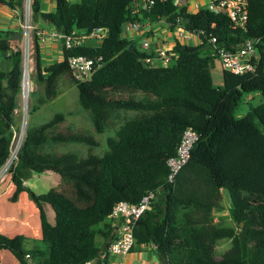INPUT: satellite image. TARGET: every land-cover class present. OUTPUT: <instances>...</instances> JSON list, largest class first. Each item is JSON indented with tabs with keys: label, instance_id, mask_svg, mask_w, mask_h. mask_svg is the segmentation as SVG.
<instances>
[{
	"label": "trees",
	"instance_id": "16d2710c",
	"mask_svg": "<svg viewBox=\"0 0 264 264\" xmlns=\"http://www.w3.org/2000/svg\"><path fill=\"white\" fill-rule=\"evenodd\" d=\"M0 2L14 6L20 0ZM39 3L33 0L32 17L37 13L58 32L74 30L84 37L77 45L63 46L59 60L44 66L36 62L28 113L55 97L57 82L64 79L88 110L94 134L105 131L120 110L134 114L105 136L100 154L83 156L40 150L46 142L97 145L90 132L53 129L63 120L62 112L26 125L9 172V198L15 200L22 190L28 193L44 247L25 250L21 235L0 234V249L9 250L17 264H35L36 258L43 264H106L107 252L100 254L115 236L107 218L112 205L136 202L146 190L161 186L132 226L131 248L151 243L159 264H264V0H248L244 29L233 27L223 12L206 7L189 11L173 0H155L139 12H131V0H54L50 11H41ZM176 17L184 29L203 33L195 44L182 43L173 34L169 64L153 57L144 61L151 52L123 34V23L133 18H162L172 28ZM96 29L98 35H89ZM211 36L214 43L207 41ZM249 37L255 39L259 56L255 70L233 73L221 68V83L214 84L210 69L217 59L212 46L235 49ZM6 51L7 67L0 70V165L8 155L21 71L19 49L12 50L0 38V52ZM77 53L99 57L83 80L74 79L67 66V56ZM253 92L260 95L258 103L235 116L243 95ZM185 127L194 129L197 138L174 180L163 183L165 160ZM45 170L58 175L54 186L35 192L23 184L31 172ZM224 198L233 225L213 220V212L224 208ZM45 204L52 209V221ZM221 237H229L231 246L214 258L215 241Z\"/></svg>",
	"mask_w": 264,
	"mask_h": 264
},
{
	"label": "built area",
	"instance_id": "2783aa9c",
	"mask_svg": "<svg viewBox=\"0 0 264 264\" xmlns=\"http://www.w3.org/2000/svg\"><path fill=\"white\" fill-rule=\"evenodd\" d=\"M155 0H131V12H139L141 10H148ZM162 1V0H161ZM180 4H185L189 11H196L199 7H206L210 11L223 12L231 21L233 27L244 29L247 19V2L248 0H173ZM32 2L33 0H20L19 3V26L22 33V45L20 51V78L18 86V107L16 109L18 117V125H12V133L8 146V155L0 165V180L14 167L17 161V152L27 125V116L30 103V92L32 90V39L35 35L41 36V30L35 26L32 21ZM159 20H163L162 18ZM150 20L144 18L138 20L133 18L125 21L122 25L123 32L126 30H139L149 31ZM169 26V25H168ZM176 37L182 40L189 37H199L202 30H186L181 26V18L176 17L175 22L170 28ZM101 32V31H100ZM62 41V46L71 47L81 43L84 35L76 34V31L71 30L68 33L58 32ZM89 35H98V30H92ZM178 38V39H179ZM151 35H146L141 38L140 46L147 49L150 45ZM209 43H214V37H208ZM254 38H246L235 49H230L224 46L213 45V54L218 60L219 66L223 69L233 73H243L247 71H254L259 61V56L254 48ZM173 45V44H172ZM172 45L166 47H157L154 50H147L151 52L150 56L143 57L144 61H149L153 58L157 59L162 65L169 64L172 61ZM16 49V48H15ZM13 49V50H15ZM67 66L72 77L76 80H83L87 78L94 68L98 65L99 57L92 58L85 54H69L66 58ZM262 68L264 70V60L262 61ZM197 133L191 127H185L179 137V141L175 147L172 155L168 156L165 160L167 167L163 183L172 182L179 171L184 165L189 156V150L195 139ZM161 188L146 190L136 202L127 200L116 201L107 218L115 228V236L109 242L106 249L101 252L100 256L103 257L105 251L107 255L117 254L124 255L127 253L133 244L132 226L135 220L141 213L148 207L150 199ZM28 254L26 253L25 256ZM115 264H124L119 259Z\"/></svg>",
	"mask_w": 264,
	"mask_h": 264
},
{
	"label": "crops",
	"instance_id": "0c3cea01",
	"mask_svg": "<svg viewBox=\"0 0 264 264\" xmlns=\"http://www.w3.org/2000/svg\"><path fill=\"white\" fill-rule=\"evenodd\" d=\"M39 9L41 11H50L54 8V0H39ZM19 16V5L9 6L6 3L0 2V38L4 39L8 46L13 50L15 48H20L22 45V33L19 26L18 21ZM32 21L36 27L41 30V36L35 35L32 39V72L34 71V66L36 62L39 66H44L48 63L59 60L62 57V41L58 35V31L52 26L50 22H48L45 18H43L39 14H35L32 17ZM157 24H150L149 31L145 29L139 28V30H126L123 34L128 38H138L137 36H141V38L148 35H151L150 45L148 50H154L157 47H166L171 46L173 44V32L170 27L163 21L164 25H161V20H158ZM151 23V22H150ZM146 33V34H145ZM143 35V37H142ZM191 38V37H190ZM199 41V37L192 36V44H195ZM182 42V41H181ZM9 52H0V70H5L7 67V62L5 59V55ZM61 79H59L60 81ZM32 82L35 84L34 80ZM36 86V84H35ZM257 92H253L251 94H256ZM251 94H247V97H250ZM18 94L16 93V103H17ZM17 106L15 104L14 107V123L18 122ZM31 114V113H30ZM29 126H35L28 124ZM37 125V124H36ZM53 142H46L41 147L40 150L42 152H55L51 151L53 149ZM47 171V170H45ZM43 172V171H42ZM50 172V171H48ZM41 173V172H40ZM55 173V172H54ZM32 172L27 176L30 177ZM46 176V175H45ZM58 179V176L57 178ZM57 181V180H56ZM23 184L26 185V179L23 181ZM12 190V184L10 180V174L5 175L0 180V234H5L8 236L19 234L23 237L22 232L26 233L27 240H40L39 237V229H38V220L33 221L29 219L28 214H21V212H16L14 210V205L16 204V199L12 200L9 198ZM224 208L221 210L214 211L212 216L215 222L222 220L220 217L225 213V207H227L226 199L224 198ZM27 210L29 212V208H33L34 205L32 203H26ZM35 208V207H34ZM46 208V205H45ZM47 215V214H46ZM9 222V223H8ZM22 224L24 226L22 227ZM25 236V235H24ZM34 248L42 249L39 244L37 246H33V248H24L25 250H30ZM7 249H0V263L2 262V258L4 257ZM43 257V256H42ZM119 259L123 261L124 264H159L155 258L153 245L151 243L137 245L132 247L127 253L124 255L117 254H109L107 255V263L106 264H115ZM36 264L43 263V259L36 258L34 260Z\"/></svg>",
	"mask_w": 264,
	"mask_h": 264
},
{
	"label": "rangeland",
	"instance_id": "374dc122",
	"mask_svg": "<svg viewBox=\"0 0 264 264\" xmlns=\"http://www.w3.org/2000/svg\"><path fill=\"white\" fill-rule=\"evenodd\" d=\"M70 1H77V0H70ZM151 22V21H150ZM159 21L151 22L150 24H157ZM163 24V21L160 23ZM175 34V33H173ZM135 44L138 48L147 51V49L142 48L140 46L141 36H137ZM143 37V35H142ZM179 38V37H177ZM94 39V38H93ZM91 40L92 43L98 42L97 39ZM182 43L186 44H192V37L182 40L179 38ZM32 74V73H31ZM210 75L212 82L214 84H220L221 83V67L219 66V63L217 60L214 61L213 67L210 69ZM32 80V76L30 77ZM32 90L35 87V84L32 82ZM32 90L30 92V100L32 99ZM36 94H34L35 96ZM260 100L259 93L251 94L250 97H247V95H243L242 99L240 100L239 104L237 105V108L234 111L235 116H240L246 112V110L249 108L250 105H255ZM18 102V98H17ZM16 106L18 107V103H16ZM55 112H62L63 113V120L59 123H56L53 125V129L55 130H64L66 128H71L72 130H77L81 132H90L92 135H94V138L97 139V145H87L82 142H76V141H62V142H53L52 146L53 149L51 151L55 152H62V151H72L75 153V155L83 156L86 153H93V154H100L103 149L105 148V136L108 134H112L114 128L116 125L125 117H129L134 114V111L131 110H120L118 112L117 117H113V121L110 122L107 127L105 128V131L101 133H93L92 131V125L90 121V115L88 110L83 109L78 101L76 96V89L72 83H67L64 79H61L57 82V94L55 97L46 100L44 103L40 104L31 114L28 113L27 116V124L36 125L39 124L47 119H49ZM18 123H14V126H17ZM46 175V176H45ZM57 174L50 171H43V172H32L31 176L26 178V186L34 190L35 192H42L47 190L48 188L54 186L56 184V178ZM12 191V190H11ZM10 191V192H11ZM16 204L13 206L14 210L16 212H21V214H28L29 219H32L33 221L38 220V215L36 209L29 208V212L26 207V203H32L29 199L28 193L25 190H22L20 192L19 197L16 199ZM46 208V214L50 221H52L53 218V212L51 207L48 204H45ZM224 215H221L220 217L222 220L217 221L218 224L221 225H233L232 220L230 219V216L228 214L227 207L225 208ZM9 223V222H8ZM24 224H22V227ZM22 232L23 238L21 246L22 248H33V246H39L44 247V244L40 240H27L26 239V233ZM25 235V236H24ZM231 242L229 237H221L216 239L213 256L214 258H219L223 253L227 252L230 249ZM0 264H17V260L14 257V255L9 251L6 250V253L4 257L2 258V262ZM36 264V263H35ZM43 264V263H41Z\"/></svg>",
	"mask_w": 264,
	"mask_h": 264
}]
</instances>
